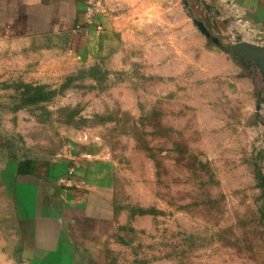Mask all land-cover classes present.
<instances>
[{
    "label": "rangeland",
    "instance_id": "rangeland-1",
    "mask_svg": "<svg viewBox=\"0 0 264 264\" xmlns=\"http://www.w3.org/2000/svg\"><path fill=\"white\" fill-rule=\"evenodd\" d=\"M236 2L108 0L123 31L108 58L62 39L0 44V264L44 263L21 186L53 177L85 132L113 210L100 231L62 202L75 245L59 264H264V85L232 46L264 34Z\"/></svg>",
    "mask_w": 264,
    "mask_h": 264
},
{
    "label": "crops",
    "instance_id": "crops-1",
    "mask_svg": "<svg viewBox=\"0 0 264 264\" xmlns=\"http://www.w3.org/2000/svg\"><path fill=\"white\" fill-rule=\"evenodd\" d=\"M166 1L153 0L160 7ZM236 1L248 20L260 27L264 34V0ZM86 8V0H0V44L62 39L74 57L90 60L115 56L121 50L122 21L117 20L112 12H102L95 16L93 22L87 23ZM251 71L259 89L264 85L263 75L260 70L255 72L251 68ZM79 141L71 144L59 160L54 161L59 169L53 168L51 180L38 179L33 186L29 183L21 186L29 193L21 196V205L27 212L25 216L30 218L34 215L35 218L34 222L26 223L27 232L30 225H34L32 230L36 229L35 240L32 243L28 241V244L42 250V264H59L60 249L75 245L70 240L61 241V217L66 215V210L60 205L62 202L82 208L100 231L113 210L111 168L101 143L97 140ZM66 174L72 179L71 187H64L59 182V178ZM44 250H50L47 256L52 255L56 260L46 262Z\"/></svg>",
    "mask_w": 264,
    "mask_h": 264
},
{
    "label": "built area",
    "instance_id": "built-area-1",
    "mask_svg": "<svg viewBox=\"0 0 264 264\" xmlns=\"http://www.w3.org/2000/svg\"><path fill=\"white\" fill-rule=\"evenodd\" d=\"M107 1L108 0H86L87 8H86V21L87 23H91L94 21L95 16L99 13L107 12ZM89 138L88 134L85 132L79 139L83 142H86ZM59 182L64 187H71L73 185L72 179L68 174L61 176L59 178Z\"/></svg>",
    "mask_w": 264,
    "mask_h": 264
},
{
    "label": "water",
    "instance_id": "water-1",
    "mask_svg": "<svg viewBox=\"0 0 264 264\" xmlns=\"http://www.w3.org/2000/svg\"><path fill=\"white\" fill-rule=\"evenodd\" d=\"M232 46L240 50L243 54L248 53L253 59L251 62L259 67L264 78V47H259L244 41L233 44Z\"/></svg>",
    "mask_w": 264,
    "mask_h": 264
}]
</instances>
